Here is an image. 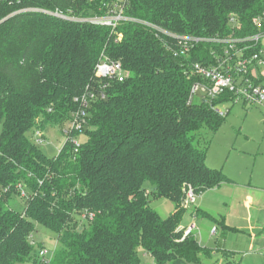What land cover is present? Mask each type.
<instances>
[{
    "label": "trees",
    "instance_id": "16d2710c",
    "mask_svg": "<svg viewBox=\"0 0 264 264\" xmlns=\"http://www.w3.org/2000/svg\"><path fill=\"white\" fill-rule=\"evenodd\" d=\"M112 2L0 0V264H140L139 248L154 264L209 255L179 226L188 186L201 194L231 181L207 166L198 142L202 127L214 132L225 116L201 100L187 105L190 65L214 62L216 47L201 42L184 53L172 35L264 33V21L253 24L264 0H126L125 16L171 35L131 21L111 29L77 20L106 16ZM102 56L128 75L96 78ZM92 91L104 97L89 99L83 131L47 156L27 132L70 119ZM80 134L87 139L74 151ZM150 194L172 201L173 212L161 218ZM36 223L57 234L50 258L31 243Z\"/></svg>",
    "mask_w": 264,
    "mask_h": 264
},
{
    "label": "rangeland",
    "instance_id": "374dc122",
    "mask_svg": "<svg viewBox=\"0 0 264 264\" xmlns=\"http://www.w3.org/2000/svg\"><path fill=\"white\" fill-rule=\"evenodd\" d=\"M261 44L264 47V37ZM260 70H264V65L260 66ZM227 105L230 109L218 129L213 132L208 127H202L198 142L199 147L206 152L207 166L221 170L223 174L234 180V184H227L219 189L215 188L197 195L195 202L184 208L181 223L182 229L195 224L192 235L198 243L203 241L201 246L235 251L231 254L228 263L237 264L242 258L241 253L245 251L243 243L248 232L235 235L227 231L224 234L219 224L213 225L210 220L195 215V210L200 209L218 221L225 217L231 219L239 215V211L243 213L245 210L242 208L246 202L245 193L241 191L244 189L239 187V184H250L258 190H264V104L261 106H249L242 102L224 104ZM68 125L69 119H66L58 126L47 125L41 131L42 138L38 146L47 156H55L61 150L66 141L63 129ZM35 130L36 127H33L27 132L32 141ZM86 139L85 134L74 138L78 144L85 142ZM149 203L161 218L168 217L174 210V203L165 197L150 194ZM11 204L13 208L21 210L24 202L15 198ZM214 228L217 229L216 234L212 233ZM30 240L35 248L39 245L43 246L44 258H50L60 246L57 234L37 223ZM138 256L140 264H154L153 259L141 248L138 249ZM214 261L213 257L209 258L207 254H202L199 262L195 264H213ZM16 264H30V262Z\"/></svg>",
    "mask_w": 264,
    "mask_h": 264
},
{
    "label": "built area",
    "instance_id": "2783aa9c",
    "mask_svg": "<svg viewBox=\"0 0 264 264\" xmlns=\"http://www.w3.org/2000/svg\"><path fill=\"white\" fill-rule=\"evenodd\" d=\"M126 0H113L112 6L109 7V13L106 16H93L89 18L77 19L78 21H87L90 23L101 24L115 29L122 21H131L150 27L158 32L169 34L159 27L146 22L144 20L130 18L124 15V4ZM264 21V12L253 19V24L260 29ZM263 32H257L245 38L235 37H180L172 35L178 39V44L182 46V52L187 53L196 44L201 42L210 43L216 48H211L210 56L213 58L212 63L203 64L194 62L190 65L189 75L194 78L189 94L187 97V105L201 100L208 104L212 111L219 116L224 117L230 107L224 106L229 104L242 102L249 106H261L264 104V86L255 83L256 76L253 74L255 67L264 63V50L259 46ZM245 44L239 46V44ZM256 47V49H254ZM220 49V50H217ZM253 49L252 52H250ZM128 72L125 71L120 62H115L104 56L101 57L95 67V77L100 79H117L122 80ZM108 83H104L103 87ZM104 95L101 91L89 92L88 97L79 99V108L71 114L69 125L63 129L64 135L68 136L73 132H82L87 124L89 99H95L97 96ZM219 99L222 101L218 102ZM75 100H78L75 98ZM42 133L40 130L34 131L33 140L36 144L41 142ZM74 151L77 150L79 144L74 139ZM25 192L21 190V196H25ZM197 193L192 187L185 189L182 207L193 204L197 197ZM83 219L90 220L93 213L83 214ZM195 224H191L183 228V236L193 233ZM33 244V242L31 241ZM39 256L44 258L45 250H39ZM45 259V258H44Z\"/></svg>",
    "mask_w": 264,
    "mask_h": 264
},
{
    "label": "crops",
    "instance_id": "0c3cea01",
    "mask_svg": "<svg viewBox=\"0 0 264 264\" xmlns=\"http://www.w3.org/2000/svg\"><path fill=\"white\" fill-rule=\"evenodd\" d=\"M263 37L264 33L260 39L259 46L264 50V47L261 44ZM262 65H264V63ZM262 65L255 67L253 74L256 76L255 81H257L259 85L264 86V70H260V66ZM229 178L231 180L230 182L222 183L215 188L219 189L224 185L234 184V180L231 177ZM238 186L244 189L241 191L245 193L246 202L242 208H245L246 211L242 209L243 213H240L239 211V215L231 219L225 217L220 221L216 219L212 220L206 216L208 213L201 211L200 209L195 210V215L210 220L214 223L213 225L219 224L223 231L222 233L224 234H226L227 231L235 235L248 232V234L245 233L247 238H245V242L243 243L245 251L241 253L242 258L237 264H264V190H258L250 184H239ZM209 190L204 191V193ZM182 227L183 225L180 223L179 229L182 230ZM216 231L217 229L214 228L212 233L216 234ZM199 235L201 237L200 232ZM202 242L203 241L199 244L202 245ZM201 247L208 250L209 255L207 256H209V258L213 257L215 259L213 264H229L228 261L232 256L231 254L235 252H232L230 249H228V251L220 248L210 249L204 246Z\"/></svg>",
    "mask_w": 264,
    "mask_h": 264
}]
</instances>
